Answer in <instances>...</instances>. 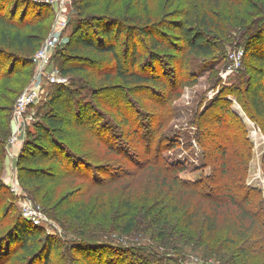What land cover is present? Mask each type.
<instances>
[{
	"label": "rangeland",
	"instance_id": "1",
	"mask_svg": "<svg viewBox=\"0 0 264 264\" xmlns=\"http://www.w3.org/2000/svg\"><path fill=\"white\" fill-rule=\"evenodd\" d=\"M88 1L84 16L89 19L109 16L125 25L136 17L139 23L168 24L163 33L155 31L159 48L148 36L135 41V69L157 80L123 81L110 52L99 55L81 48L71 58L76 21L83 17L75 0L63 11L58 0H0L5 18L0 19V264H225L222 255L233 256L240 228L224 182L244 181L264 191V117L250 103L254 72L249 67L254 62L243 61L235 69L232 58L244 49L243 27L264 17V0ZM203 11L230 33L219 37L214 54L197 56L176 44L175 25L188 17L197 22ZM256 23L253 29L261 27ZM18 31L40 38L38 45L53 36L57 48L50 66L75 61L93 68L63 73L68 79L64 85L76 95L70 113L67 102L54 97L58 84L42 78L43 94L28 114L43 123L50 111L66 124L38 140L32 121L25 141L13 146L14 108L36 80L31 57L38 48L31 52L28 44L18 43ZM124 38L117 48L127 59L133 45L126 50ZM80 108L97 119L78 123ZM52 144L61 163L45 161ZM253 190L251 196L261 202L264 192L254 196ZM129 197L138 226L125 234ZM27 203L40 206L43 215L40 223L31 221L39 245L32 250L21 241L11 245L9 236ZM184 206L199 208L190 232L181 223ZM215 210L217 228L208 237L207 216ZM165 232L167 237H161ZM48 240L51 252L43 250ZM258 241L256 251L246 248L248 258L254 255L252 261L264 264Z\"/></svg>",
	"mask_w": 264,
	"mask_h": 264
},
{
	"label": "trees",
	"instance_id": "2",
	"mask_svg": "<svg viewBox=\"0 0 264 264\" xmlns=\"http://www.w3.org/2000/svg\"><path fill=\"white\" fill-rule=\"evenodd\" d=\"M90 6L91 5L88 0H75L74 2V7L77 14L83 17L76 21L74 38L73 40H71V42L75 41L76 45L71 46L70 44H68V46H71V50L74 51V54H69V56H72L71 58H76L75 52L79 51L81 48H87L89 50L95 51V54L99 55L110 52L112 60L116 66V75L119 76L123 81L139 84L148 83L152 80H155V77H150L142 73V71L135 69V65L138 62L139 58L135 41L138 36H148L151 39L153 46L159 48L162 42L158 37L155 36V31L163 33L164 28L168 24L164 23L163 21L147 24L139 23L141 22L140 18L137 19L136 17H133L131 19L132 23L127 22L125 23V25L121 22V20L109 16H98L89 19L88 17L84 16V14L86 13L87 9L90 8ZM231 10H233L232 7ZM0 19L2 21L5 18L3 17V15L0 14ZM256 20V24H258V27H261L253 29V23H255ZM243 22L242 25L245 24L247 21L244 20ZM253 23H251V25H247V27H243L246 29L244 33L246 41L244 46L245 54L243 61L254 62V64L250 63L251 65L249 67L250 70L254 72V80L251 83L252 92L250 95V103L251 108L259 116L264 117V17L261 19H255ZM90 24H93V30L91 29L92 25ZM223 26L224 25L221 21L216 19L214 16L210 15L208 12L203 11L201 13L200 19L197 22H194L192 17H188V20L184 19L181 21H177L175 29L178 30V34L175 38L178 41H176V44H182V49L186 48L187 52L197 56L214 54L219 48L217 45L219 37L221 38V36H227L230 33V30ZM7 28L9 29L10 26L7 25L6 30L4 29V36H8ZM123 35L125 37L124 43H126L127 45L126 50H128L129 45H133L132 52H130V56L127 59L123 58L124 54L119 53L117 48L118 43L123 38ZM15 38L21 45L24 46L25 44H28L29 47H32L30 50L31 52H33V49H35L37 46L38 48H40L41 46V44L38 45V43L40 42V38H34L30 35H25L20 31L17 32ZM63 46L64 45L59 48L58 52H60L61 49L65 48V46ZM38 48L36 49V51L38 50ZM62 53L60 54L61 56H63ZM34 55L31 57L32 64ZM153 57L154 56L152 54V59L154 60L155 58ZM89 60L91 61V59ZM89 66L90 63H81L73 61L67 66L63 64V66H61V69L64 74H69L77 70H91L93 67ZM127 67H129V69ZM105 75L106 77L108 76L109 78H112V75L109 73H105ZM57 87L58 90L54 97L56 99L60 98L61 102H67L66 104L70 113V110H72L71 106L73 98L74 96H76L74 95V90L68 87V85L64 84L58 85ZM80 109H82V116L78 119V123L84 122L88 124L92 123L94 120L97 119L96 117L90 115L89 109ZM1 118L2 116L0 115V119ZM44 119L45 121L43 123L41 121L42 119L37 122L35 120L33 121V126L35 125L36 129V132L34 134L38 138V140L46 136L50 132H57L59 130H62V128L66 124L65 119L60 118L58 115L50 111H48L44 115ZM6 127L7 137L8 127L10 128L9 123L6 125ZM0 133H2L1 130ZM28 134H30V131L28 132ZM50 148V152L46 151V154H49L50 156L46 157L45 161H57L61 163L62 159L61 157H59L60 153L59 151H57V147L52 144L50 145ZM1 173L2 172L0 167V178ZM27 174L28 176H33V173L31 171ZM42 180L43 179H41V181ZM0 182H2L1 179ZM200 183L201 181L198 182V186ZM224 186L227 190L226 196L230 197V203L237 207V214L239 218L238 226L240 229L237 230V236L239 237V240L236 243L238 247L232 252L233 256L229 257L228 255H225L224 257V255H222L223 261H226L225 264H258L256 263V261H252L254 255H252L251 258H248L251 254H249L246 248H250L252 250L254 241L256 239H259L256 244H263L261 248H264V199H262L261 202H258L257 199L253 198L251 196V190L253 189L249 188L246 183H244V181H239V184H231L230 182H224ZM262 192L264 191H262L261 189L253 190L254 196L257 193L260 195ZM209 197L212 198V196ZM125 206L128 210L125 216L128 215L130 217H125L126 221L123 225V230L121 232L129 234L133 231L135 227L138 226V223L136 215L133 216V213L135 212V205L130 197L125 201ZM217 206L219 207V205ZM198 209L199 208L197 206V211L196 208H193V210H187V207L184 206L185 214L181 219V223L183 224V227L187 230V232H190V228L194 223L195 216L198 215ZM218 210H215L214 214H210L207 216V231L209 233L208 237H210L213 231L217 228V221L219 217ZM32 225H34L33 222L26 219L22 215V217L15 222L13 231L10 232L11 235L9 236L11 245H13L16 241H21L23 244L22 246H25V248L29 250H32L34 247L39 246L38 242L36 241L37 236L32 232ZM167 235L168 234L165 232L162 233L160 236L165 238L167 237ZM50 242L51 241L48 240L47 245L43 250H47V247L49 251L51 250L53 242L52 244ZM253 248L255 249V247ZM130 249L131 248H129L128 250ZM142 249L143 248H141L140 250ZM254 251H256V249ZM207 254L209 255V252H207Z\"/></svg>",
	"mask_w": 264,
	"mask_h": 264
},
{
	"label": "built area",
	"instance_id": "3",
	"mask_svg": "<svg viewBox=\"0 0 264 264\" xmlns=\"http://www.w3.org/2000/svg\"><path fill=\"white\" fill-rule=\"evenodd\" d=\"M68 1L69 0H58L62 11ZM62 23H64V20H61L60 24L62 25ZM56 48L57 45L54 38L53 36H50L43 42L33 57V61L37 68L36 80L33 84L26 88L25 92L16 102L13 115V133L9 140L13 146L17 145L20 141L24 142L27 138L26 136L29 132L28 124L34 119L32 114H28V109L30 106L38 102L43 94V86L40 85L41 79L46 78L49 84H68V79L63 74L62 69L58 65L50 66ZM244 54L245 52L243 49L232 55V58L235 60V69L242 64ZM23 216L30 221L40 223L43 219L42 209H40V206L39 208H36L27 203L24 206Z\"/></svg>",
	"mask_w": 264,
	"mask_h": 264
},
{
	"label": "crops",
	"instance_id": "4",
	"mask_svg": "<svg viewBox=\"0 0 264 264\" xmlns=\"http://www.w3.org/2000/svg\"><path fill=\"white\" fill-rule=\"evenodd\" d=\"M13 125V124H12Z\"/></svg>",
	"mask_w": 264,
	"mask_h": 264
}]
</instances>
